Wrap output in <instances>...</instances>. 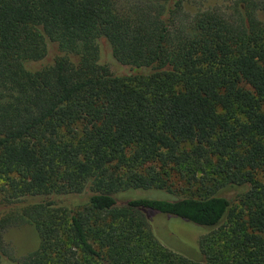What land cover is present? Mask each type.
Instances as JSON below:
<instances>
[{"label":"trees","instance_id":"obj_1","mask_svg":"<svg viewBox=\"0 0 264 264\" xmlns=\"http://www.w3.org/2000/svg\"><path fill=\"white\" fill-rule=\"evenodd\" d=\"M190 1L0 0V264H264V0ZM142 209L209 229L200 259Z\"/></svg>","mask_w":264,"mask_h":264},{"label":"rangeland","instance_id":"obj_2","mask_svg":"<svg viewBox=\"0 0 264 264\" xmlns=\"http://www.w3.org/2000/svg\"><path fill=\"white\" fill-rule=\"evenodd\" d=\"M190 3H192V5L196 4L195 7L201 5V7L218 6L225 8L229 5L227 0H201L198 3L193 0L190 1ZM256 16L264 24V10L257 11ZM49 44V54L44 62H50L56 54L60 53L55 43L51 42ZM99 61L106 62L114 72L124 73L127 71V68L121 66L112 58L111 52L105 42H100L99 44ZM133 70L135 72L138 71L135 68ZM181 187H185V183L183 186L179 185L178 187H172L173 191L167 188L131 189L117 193L116 198L118 203L136 198L172 200L183 193L180 189ZM186 187H190V185L186 184ZM232 195L234 194L232 193ZM5 208L6 207L1 203L0 215L6 210ZM142 210L154 236L164 247L190 259H200L201 254L198 240L199 237L205 234L209 229L179 217L166 215L149 209ZM3 238L11 253L16 257L25 255L37 246L36 231L28 224L9 227L4 231Z\"/></svg>","mask_w":264,"mask_h":264}]
</instances>
